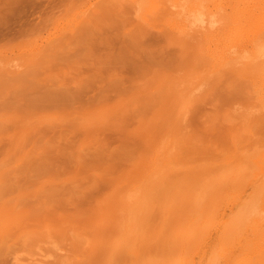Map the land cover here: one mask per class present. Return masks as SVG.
<instances>
[{
	"label": "rangeland",
	"instance_id": "1",
	"mask_svg": "<svg viewBox=\"0 0 264 264\" xmlns=\"http://www.w3.org/2000/svg\"><path fill=\"white\" fill-rule=\"evenodd\" d=\"M0 264H264V0H0Z\"/></svg>",
	"mask_w": 264,
	"mask_h": 264
}]
</instances>
